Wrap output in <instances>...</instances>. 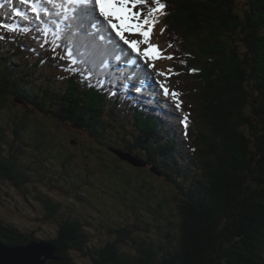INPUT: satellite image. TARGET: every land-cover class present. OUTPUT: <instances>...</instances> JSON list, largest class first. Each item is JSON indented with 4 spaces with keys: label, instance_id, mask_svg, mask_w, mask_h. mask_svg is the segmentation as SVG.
Returning a JSON list of instances; mask_svg holds the SVG:
<instances>
[{
    "label": "trees",
    "instance_id": "trees-1",
    "mask_svg": "<svg viewBox=\"0 0 264 264\" xmlns=\"http://www.w3.org/2000/svg\"><path fill=\"white\" fill-rule=\"evenodd\" d=\"M161 2L158 23L177 53L191 54L182 68L201 103L199 115L187 104L183 134L125 99L119 107L120 95L95 89L86 72L75 67L70 74L53 32L34 51L0 42V181L33 179L37 188L50 177L74 200L63 206L37 189L46 219L60 222L51 241L61 261L50 264H76L74 251L94 264H264V0ZM116 118L132 121L140 135L120 134L126 124ZM47 119L90 135L82 156L65 153ZM47 150L59 153L63 173L75 177L71 184H54L57 172L53 178L39 162ZM115 150L147 166L128 169ZM93 194L119 209L104 227L111 239L99 246L90 244L89 220L74 207L93 202ZM0 237L10 245L36 240L2 222Z\"/></svg>",
    "mask_w": 264,
    "mask_h": 264
},
{
    "label": "rangeland",
    "instance_id": "rangeland-1",
    "mask_svg": "<svg viewBox=\"0 0 264 264\" xmlns=\"http://www.w3.org/2000/svg\"><path fill=\"white\" fill-rule=\"evenodd\" d=\"M6 4L8 3L3 2L4 9L0 11V20L5 21V26L9 25L10 19L11 22H13L15 19L14 17H16L18 24L22 25L24 29L26 28L28 30H33L34 28H37L41 32L40 36L46 33L45 29H52L56 33L60 34L61 37L59 41L61 45L63 44L69 45L70 34H66V33H70V29H67L63 26H61L59 29L57 28L56 20L58 19L54 11L52 14L49 15L51 16L49 18H46L47 16L43 15L42 13L41 18L38 20L35 18L33 13L21 12L23 14L22 16H16L14 10L15 7L13 6L6 7ZM20 4H21L20 0H18L16 5H20ZM160 29L162 28L160 27ZM65 35L67 39L65 38ZM32 36L36 38L35 40L34 38L29 40V45H27V47H32L34 46L35 43H37L38 45L42 43L40 40H37L38 36L35 34V32H33ZM111 36L110 34L107 35V39L109 41L113 39V41L109 42L110 50L104 52L103 56L105 59L107 58V56H109V51L113 53L110 59L114 58L115 57L114 53L116 52V48H118V46L123 47L121 52H126L125 51L126 47H124L123 42L120 41L115 34H111ZM128 37L130 39H141L139 36H128ZM168 38H172V36L168 35ZM164 40H165L164 36H162L158 28L154 26L153 32L151 34V41H158V42L162 41L165 45ZM23 43L25 44V42ZM72 49L73 52L71 51V47H70V53H71L70 55L73 57V59H75L76 61L75 63L81 62L83 59L89 60V62H92L93 60L94 61L97 60V58H93L94 56L92 57V55L89 54L88 52H87L88 54H85L83 51L79 49L76 48H72ZM189 49L190 51L195 53L194 47H190ZM164 50L169 55H171V51L167 49V46L166 48H164ZM187 57L188 58L191 57V54L189 52L187 53V56L185 54H182L183 60H186ZM171 63L174 64L175 67H173ZM181 63L182 62L180 60L174 61L172 59L170 62V67L166 69V70L171 69L172 72L168 73L167 75H163L164 82H166L171 87L172 92L178 94L176 97L169 95L167 96L168 99L165 101V103H162L159 100H154L153 98L140 97L139 99L135 95V92H140V91L139 90L135 91L136 90L135 87L130 88V92L133 94L134 98L139 99L140 102L145 104L147 107V111L151 112L152 114L154 113L157 114L156 110L159 108V105L156 106L153 101H157V103H160L168 115L174 114V117L173 118L171 117V119L175 123H177L178 126L181 125L180 130H183L184 128L182 127V125H184L185 118H187L186 122H188L189 120L188 116H190V113L187 109V104L188 103L191 104V107L188 108L193 109L194 112L197 115H199L201 110V105H200L201 103L199 101V98L194 94L196 92L195 89L193 92H191V89L194 88L196 83L191 81L190 70L188 69L189 71L188 72L185 67L182 68ZM179 65L180 67H178ZM176 68L180 69V71H178ZM139 71L142 73V75L147 77L148 80L145 83L146 85H153L154 87V85L159 84L158 74L154 72L152 69H150L151 72H148L146 69L143 70L139 69ZM135 74H137V72ZM109 78H111L109 80H114L111 76ZM97 79H100L101 82L105 81L104 76L100 74H98ZM113 82L116 88H118L119 90L121 89L126 91L127 89H129L127 87H123L122 84H119L115 80ZM156 89L157 87H154V91ZM149 92L150 91L147 90V93ZM160 95L161 96L163 95L162 91H160ZM177 104H179V107H177ZM193 105L194 106L196 105V107H193ZM105 106H109V104L106 102ZM159 114L163 115L161 113ZM132 116L131 117L135 119L134 115ZM120 121L126 124V130L123 129L122 131H120V134L136 133L140 135L138 128L135 126V124L132 121L130 120L124 121L121 118L114 119V122L117 125L122 124ZM169 121L171 122V120ZM46 124L48 126V129L53 131V137L56 138L55 142L60 147L65 148V153L71 152L82 156L83 146L87 145L89 141H92L89 139L90 135L87 132L76 129L67 123H63L59 119H47ZM164 130L166 131V129ZM117 131L118 129H115V133ZM6 149L7 148H3L1 151L2 155L4 156L5 154L8 155V151H6ZM45 153L46 155L42 156L39 159V162L40 164H44L47 167H49L48 172L50 173L48 175L53 177V175L55 176L57 172V176L59 180H56L54 184H59L62 186L60 180L63 179L66 181L63 185L71 184V181L75 177L70 176L69 174L65 176V174L63 173V167H62L63 165L61 159L60 157H58L59 153L53 150L51 151L47 150L45 151ZM124 163L128 165V169L134 168V166L128 162H124ZM160 178L162 179V176ZM43 181H45L47 184H43V187L36 188V186L32 184L40 183V182L33 181V179L18 186L13 181H9L6 179L1 180L0 181V222L6 225L13 226L19 229L24 234H28V235L32 234L35 236L36 240L50 241L51 239L59 236L60 222L57 219H51V220L46 219L47 215L50 214V211L48 210L45 204L40 203L41 201L39 202L36 199L37 189H41L43 192H46L54 203H60V204L62 203L63 206L72 205L74 203V200L65 191L60 190L59 188H55L53 185H50L49 183L50 177H46ZM92 197H93V202H89L86 199L85 200L86 202L83 205L77 204L76 202L74 204V207H77V209L81 211L80 213L83 216L87 217V219L89 220L88 223L90 224H89V228L86 230V233L89 234L90 244L99 246L101 244H104L109 238L111 239V237L107 234V232H105L104 227L106 226V223H110L115 216H118L119 209H117L118 204L114 199L106 198L102 194H98V195L93 194ZM56 214L60 217L65 216L64 213H61V211H57ZM127 246L132 247V245H127ZM121 247L123 248L124 246L122 245ZM72 256L76 264H94L93 258L91 256L85 255L83 252L74 251L72 252Z\"/></svg>",
    "mask_w": 264,
    "mask_h": 264
},
{
    "label": "snow or ice",
    "instance_id": "snow-or-ice-1",
    "mask_svg": "<svg viewBox=\"0 0 264 264\" xmlns=\"http://www.w3.org/2000/svg\"><path fill=\"white\" fill-rule=\"evenodd\" d=\"M20 3L29 5V10L38 20L42 13L50 15L54 11L56 16L62 17L65 21L88 23L93 29L102 28L106 24L111 31L115 32L119 40L123 41V44L137 54L138 58L142 56L145 63L149 60L164 58L160 55L163 50L151 43L154 25L158 23L159 15L164 14L163 10L166 7L161 0H151V3L149 0H20ZM15 15L22 16L23 14L16 10ZM0 27L3 25L0 24ZM125 34L139 36L141 39L130 40ZM141 45L146 47L141 48ZM166 58L172 59L173 57ZM72 62L75 63V59ZM149 66L154 67V63ZM171 72L172 70L168 69L158 74L167 75ZM163 92L166 96L176 97L178 95L167 88H163ZM186 120L187 118L184 121L185 127H187Z\"/></svg>",
    "mask_w": 264,
    "mask_h": 264
},
{
    "label": "bare ground",
    "instance_id": "bare-ground-1",
    "mask_svg": "<svg viewBox=\"0 0 264 264\" xmlns=\"http://www.w3.org/2000/svg\"><path fill=\"white\" fill-rule=\"evenodd\" d=\"M9 1H15V0H9ZM20 12L23 13H28L30 12L29 7L26 5H22V9L19 10ZM60 19H58L57 21V28L59 29L60 26H65V22H68L67 27L70 29V33H66V34H70L69 36V45L72 46L74 45L75 48L81 50V51H86L89 54L92 55L93 58H97L96 61H92L91 66L95 68L96 73L106 76L108 73H112L118 76V79H120V81L125 80L123 82H121L123 87H127V88H133L135 87L136 90H146L144 92V95L148 94L147 93V89L149 88L148 86H145V83L147 82V77L142 75L141 72L137 71V69H133L132 68V59L137 61L139 64H144L146 65V67L152 69L154 72H156L158 74V72H165L167 68L170 67V62L173 59H167L166 57L168 56H172L169 55L164 48H166V46L164 45V43L158 42V41H151V43L158 45L160 49H162V53H160L161 56H163L164 58H160V59H156L154 61L149 60L147 63H145L143 57L141 56L140 58L137 57V54L135 52H133L130 48H126L125 51L127 53H129L130 55V60L126 61V56L128 55L126 52H120L119 55L117 56V58H120L122 63V66L116 65V67H118L119 71L116 72L114 68L115 65H109L108 68L105 67L104 61H103V53L105 48H109L111 41H113V39H111V41H109L107 39V35L110 34H115L114 31H111L109 28H107L106 26L100 28V29H93L89 26L88 23H86L87 29H83L82 24H79L77 22H72V21H65L62 17H59ZM102 19V18H101ZM106 25V24H105ZM72 26V27H71ZM66 28V27H65ZM126 38L130 39L127 34ZM112 37V36H111ZM65 38L67 39L66 35ZM106 38V39H105ZM60 39L57 38L56 42H60ZM131 40V39H130ZM85 45H88V47H86ZM127 46V45H125ZM128 47V46H127ZM146 47L145 45H141V48ZM123 47L118 46V49L121 51ZM110 49V48H109ZM182 54L181 52L177 53L176 52V57L177 60H180L181 62H184V60L182 59ZM173 57V56H172ZM119 59V60H120ZM154 63V67H150V64ZM181 63V64H183ZM180 64V65H181ZM179 65V67H180ZM149 69V72H151ZM137 72V77H136V73ZM158 79H159V84L154 85V87H157V91L160 94V91L163 92V88H167L170 92H172L171 87L164 82L163 80V75L158 74ZM137 84V85H136ZM161 85H163V87H161ZM150 86V85H149ZM153 87V85L151 86ZM150 91V90H149ZM161 96V95H160ZM169 96V95H167ZM166 95L161 96V100L160 102L165 103V101L168 99ZM169 109V108H168ZM156 112H159V108L156 110ZM162 118L164 116H161ZM174 117V114H173ZM177 125V123H175L173 120L169 123V126L171 127H175ZM178 128V134H180L179 132V126L177 125Z\"/></svg>",
    "mask_w": 264,
    "mask_h": 264
},
{
    "label": "water",
    "instance_id": "water-1",
    "mask_svg": "<svg viewBox=\"0 0 264 264\" xmlns=\"http://www.w3.org/2000/svg\"><path fill=\"white\" fill-rule=\"evenodd\" d=\"M107 103L111 106L115 105L112 101H107ZM120 106L121 100L119 107ZM116 153L123 161H126L133 166H147L145 161L143 162L130 153L124 151H117ZM153 171L157 173L155 168H153ZM159 175H161V173H159ZM58 252L57 246L51 240H35L24 245H10L4 242L0 237V264H50V261L60 262L61 258L58 256Z\"/></svg>",
    "mask_w": 264,
    "mask_h": 264
}]
</instances>
